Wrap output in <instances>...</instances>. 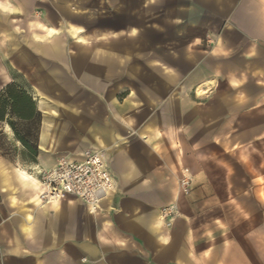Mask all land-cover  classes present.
<instances>
[{"label":"crops","instance_id":"1","mask_svg":"<svg viewBox=\"0 0 264 264\" xmlns=\"http://www.w3.org/2000/svg\"><path fill=\"white\" fill-rule=\"evenodd\" d=\"M11 83L41 123L35 158L0 153V264H264V0H0ZM87 151L116 190L40 205Z\"/></svg>","mask_w":264,"mask_h":264},{"label":"built area","instance_id":"2","mask_svg":"<svg viewBox=\"0 0 264 264\" xmlns=\"http://www.w3.org/2000/svg\"><path fill=\"white\" fill-rule=\"evenodd\" d=\"M38 202L51 205L74 197L84 202L92 211L116 190V182L106 166L104 155L87 151L80 161L62 159L49 171H38ZM193 178L189 169L180 173L179 188L184 196L192 191ZM176 207L163 208L161 218L167 226L178 216Z\"/></svg>","mask_w":264,"mask_h":264},{"label":"trees","instance_id":"3","mask_svg":"<svg viewBox=\"0 0 264 264\" xmlns=\"http://www.w3.org/2000/svg\"><path fill=\"white\" fill-rule=\"evenodd\" d=\"M0 122H6L31 159L38 154L41 117L33 97L20 85L11 83L0 92ZM0 153L8 155L0 147Z\"/></svg>","mask_w":264,"mask_h":264},{"label":"rangeland","instance_id":"4","mask_svg":"<svg viewBox=\"0 0 264 264\" xmlns=\"http://www.w3.org/2000/svg\"><path fill=\"white\" fill-rule=\"evenodd\" d=\"M0 147L11 156L19 154L22 151L16 147L13 135L6 133L5 128H0Z\"/></svg>","mask_w":264,"mask_h":264}]
</instances>
